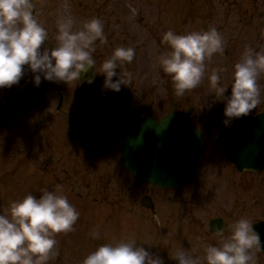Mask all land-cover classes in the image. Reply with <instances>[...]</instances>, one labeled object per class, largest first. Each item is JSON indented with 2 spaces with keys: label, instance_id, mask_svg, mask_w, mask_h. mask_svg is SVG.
Here are the masks:
<instances>
[{
  "label": "rangeland",
  "instance_id": "obj_1",
  "mask_svg": "<svg viewBox=\"0 0 264 264\" xmlns=\"http://www.w3.org/2000/svg\"><path fill=\"white\" fill-rule=\"evenodd\" d=\"M32 2L40 23L48 30L49 46L55 45L57 22L62 15L73 18L74 30L85 21L99 17L104 22L108 42L102 44L97 40L95 44L92 55L97 74L93 83L84 84L79 79L68 84L43 80L37 87L33 74L26 71L18 84L0 88V211L28 193L39 196L44 188L68 197L80 217L74 231L56 235L58 243L48 264H81L99 245L131 239L161 255L164 264H176L170 257L179 249L203 257L205 245L219 242L209 232V221L214 215L211 209L205 206L201 214L194 212V200H198L193 196L196 180L170 190L142 182L122 165L121 146L127 129L138 116L151 113L161 118L178 109L186 113L188 127L199 128L206 138V157L198 175L203 177L209 173L208 169L219 168V164L207 165L208 156L213 153L216 141L218 148H222L229 126L223 123L224 102L217 101L209 77L220 69L221 83L229 85L226 95L230 94L237 62L224 65L222 61L206 59V72L200 85L177 95L171 76L158 62L159 55L167 48L161 38L169 29L176 33L181 30L178 23L183 15L184 33L205 29L202 17H197L198 6L190 8L193 1ZM247 6L254 8L250 2ZM206 8L201 4V9ZM220 17L224 18V12H220ZM252 24L254 27L247 28L249 33L255 31L256 21ZM118 47H133L136 55L131 63L124 62L117 69V72H130L132 77L130 81L125 77L127 85L114 91L103 88L105 77L100 71L103 61ZM258 83L261 103L251 113L263 109V78ZM60 93L64 102L58 109ZM119 98L129 100L124 102ZM98 104L108 106L110 111L115 107H131L130 118L135 116L130 120L120 118L114 124L109 115L105 114L108 120L104 114L101 116ZM192 105L195 110L188 113ZM140 110L144 112L140 114ZM146 195L153 197L156 214L142 206L141 198ZM93 229L100 231V239L91 236Z\"/></svg>",
  "mask_w": 264,
  "mask_h": 264
},
{
  "label": "clouds",
  "instance_id": "obj_2",
  "mask_svg": "<svg viewBox=\"0 0 264 264\" xmlns=\"http://www.w3.org/2000/svg\"><path fill=\"white\" fill-rule=\"evenodd\" d=\"M32 0H0V88L18 84L26 71L33 74V83L39 87L43 80L68 82L79 79L93 69L87 82L93 83L96 61L92 53L97 40L108 42L104 22L93 17L77 30L74 20L60 16L57 22L55 45L49 46L48 30L34 12ZM135 12V8H132ZM161 43L167 45L158 62L171 76L177 95H183L200 85L206 72L205 60L224 51V38L217 28L205 31L164 32ZM136 55L133 47L115 48L103 61V88L120 91L131 80L130 72H117L124 62L131 63ZM220 69L209 79L217 101L224 102L225 126L250 114L261 103L264 73V51L246 47L241 59L234 65L231 92L221 83ZM116 77V79H113ZM39 196L28 193L11 201L0 211V264H48L58 243L56 235L74 231L80 212L66 195L47 188ZM228 231V235H225ZM218 244H207L203 257L186 249H179L170 257L176 264H256L252 250L264 251V241L252 222L241 217L226 230L217 229ZM100 239L98 229L91 231ZM81 264H164V258L150 251L135 239L104 243L90 252Z\"/></svg>",
  "mask_w": 264,
  "mask_h": 264
},
{
  "label": "flooded vegetation",
  "instance_id": "obj_3",
  "mask_svg": "<svg viewBox=\"0 0 264 264\" xmlns=\"http://www.w3.org/2000/svg\"><path fill=\"white\" fill-rule=\"evenodd\" d=\"M191 1L193 2L190 3V8L192 5L198 6L197 17H202L201 21L206 24L204 25L205 29L202 31L215 27L224 38V51L215 53L210 58L212 62L218 60L222 61L224 65L233 61L238 62L246 47H252L256 51H264V0ZM248 2L252 3L254 8H249L247 6ZM244 3H246L245 8H243ZM201 4L207 6L208 9H201ZM220 12H224L223 19L220 17ZM184 17L183 15L180 24L178 23L181 30H178L177 33H184ZM254 20L256 21L255 31L253 30L252 33H249L247 28L249 26L254 27V24H252ZM262 78L264 80V73L261 74L259 79ZM118 100L127 102L129 99L119 98ZM262 102L263 109L258 112L264 111V101L262 100ZM98 107H100L101 116L109 115L111 122L113 120L114 124L122 119L130 120L135 116L133 115L130 118L131 107H115L116 109H113V111H110L108 106H103L102 104H98ZM101 108H103L102 111ZM143 112V110L139 111L140 114ZM106 115L104 119L108 120ZM143 116L145 115L138 116L137 120ZM213 144L215 148L213 153L208 156L209 163L207 165L214 167L219 164V168L208 169L209 173L207 175L204 174L203 177L197 175L195 178L197 185L196 194L193 196L194 198L197 196L198 200H194V212L201 214L205 206L211 209V214L214 215L209 221V232H211V237H214L218 242H220V236L217 232L211 231L210 222L213 219L221 221L219 225H215V228L223 227L227 230L231 224L241 217L248 218L253 226H256L255 230L261 235L262 241H264V169L262 171H240L235 164L222 154L221 147L218 148L219 143L216 141ZM182 203L186 206L184 198ZM202 203H205V205L202 206ZM228 234V231H225V235ZM252 253L254 259H256V264H264V251L253 249Z\"/></svg>",
  "mask_w": 264,
  "mask_h": 264
},
{
  "label": "water",
  "instance_id": "obj_4",
  "mask_svg": "<svg viewBox=\"0 0 264 264\" xmlns=\"http://www.w3.org/2000/svg\"><path fill=\"white\" fill-rule=\"evenodd\" d=\"M93 69L82 76L87 82ZM193 107L189 108L192 112ZM204 154V138L196 128H186L183 115L171 113L160 121L151 116L137 122L123 146V164L139 179L172 188L191 180ZM241 170L264 169V113L237 119L224 140V153ZM142 205L155 212L149 196ZM215 221L211 223L214 230ZM216 231V229L214 230Z\"/></svg>",
  "mask_w": 264,
  "mask_h": 264
}]
</instances>
